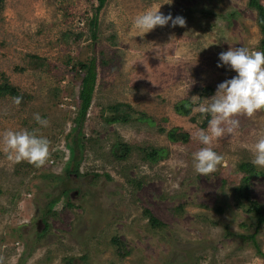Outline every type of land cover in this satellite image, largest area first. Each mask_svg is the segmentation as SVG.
Returning a JSON list of instances; mask_svg holds the SVG:
<instances>
[{"label": "rangeland", "instance_id": "374dc122", "mask_svg": "<svg viewBox=\"0 0 264 264\" xmlns=\"http://www.w3.org/2000/svg\"><path fill=\"white\" fill-rule=\"evenodd\" d=\"M248 2L106 0L98 9L99 0H4L0 83L6 76L19 92L0 96L5 264H66L67 258L73 264H264L246 237L255 234L264 254V225L257 228L256 219L237 205L234 190L243 176L238 164L252 160L250 149L264 136V111L237 117L236 133L213 142L223 157L216 172L197 174L192 155L204 147L195 133L208 129L193 119L199 106L210 104L218 85L238 75L219 54L240 47L260 51L257 11ZM158 9L183 17L186 25L169 21L137 35L136 17ZM93 58L94 94L82 128L74 129L81 79L72 63ZM188 99L191 114L182 116L176 107ZM116 103L130 104L141 115L109 123L106 107ZM35 114L48 126L38 124ZM173 126L188 131L191 141L172 143L161 129ZM6 130L46 137L48 164L10 161L3 150ZM79 131L84 146L79 175L67 174L74 168L68 144ZM117 141L164 147L167 155L151 164L133 149L119 161L112 154ZM250 191L264 203V174L253 178ZM49 208L55 214L47 216ZM145 210L165 226H151Z\"/></svg>", "mask_w": 264, "mask_h": 264}, {"label": "clouds", "instance_id": "9594fccd", "mask_svg": "<svg viewBox=\"0 0 264 264\" xmlns=\"http://www.w3.org/2000/svg\"><path fill=\"white\" fill-rule=\"evenodd\" d=\"M172 0H168L171 3ZM169 21L172 26L184 27L186 20L177 16H165L158 10H148L138 15L134 21L138 29L137 35L143 36L157 26H166ZM224 65H230L238 75L218 85L211 103L200 105V113L210 115L207 131L198 130L194 139L199 140L204 147L194 152V170L197 174L208 176L218 170L223 157L213 150V142L227 134H235L240 126L237 117L253 118L257 112L264 111V51H250L247 47L230 49L219 54ZM152 80V79H151ZM152 83L155 82L152 80ZM22 97H15L14 103L19 105ZM34 119L42 127L48 126V121L35 114ZM4 152L14 163L28 162L36 168L46 166L52 155L50 141L43 136H37L29 131L6 130L3 134ZM250 151L253 154L251 163L264 168V136L259 138ZM0 264H5L0 256Z\"/></svg>", "mask_w": 264, "mask_h": 264}, {"label": "trees", "instance_id": "16d2710c", "mask_svg": "<svg viewBox=\"0 0 264 264\" xmlns=\"http://www.w3.org/2000/svg\"><path fill=\"white\" fill-rule=\"evenodd\" d=\"M106 3V0H99L98 9L102 8L104 4ZM249 6L251 8H254L257 11V23L259 25V29L262 33V38L260 40L259 48L260 51H264V5L262 4L261 0H249L248 2ZM4 6V0H0V11L2 10ZM91 27H95L97 25V16L91 19L90 21ZM70 63V62H69ZM68 63V64H69ZM74 69H78V74L80 77V89H79V109L77 113V117L75 118L77 125H75V128L79 126V128H82V123L85 121V118L87 116L89 107L91 105L92 97L94 94L95 89V83H96V60L88 59V60H74L72 63ZM103 64H106L105 61H103ZM5 81L0 83V96L10 95V96H17L19 94L17 88L15 86H12L9 79L4 76ZM176 111L182 115V116H189L192 111V102L188 99L187 101L184 100L182 103H180L176 107ZM135 111H131L130 104L127 103H116V104H109L106 107V120L109 123H124L129 122L130 119L134 118L135 116L138 117L141 114L134 113ZM135 115V116H134ZM199 115V116H198ZM196 117L193 119L195 121H198L200 125L203 128L208 127V121L210 119V115H206L203 113H199ZM205 116L204 119L200 120L198 117ZM161 131L166 132L169 140L174 144H187L191 141V135L188 131H186L182 127L173 126L170 129H161ZM81 136L82 132L79 131L76 135V138H74L69 144L68 147L71 150V158L70 161L74 164V168L68 169L67 174L75 173L76 175H79V167L82 161L81 158H78V156L83 151V144L81 143ZM133 149H138L142 153V158L145 161L150 162L151 164H156L160 161H162L165 156L167 155V149L164 147H142V146H134L130 145L127 142L123 141H117L113 148H112V154L114 157L119 161H125L128 159V156L130 155V152ZM77 151H80L77 153ZM238 169L240 172L243 173L242 179L240 181V184L237 185L235 190V197H237V205L239 207H242L245 212L252 215L256 219L257 228L264 225V203L255 200L251 195V185L253 178L261 176L264 174V168H258L254 166L251 161H243L238 164ZM108 178H110L107 175ZM141 183L137 182V185L139 186ZM69 192V190H65L64 193ZM59 198H55L52 200V205L57 203L59 201ZM218 212H222L223 208L218 207ZM47 216L49 214H55L53 212L52 208H49L46 211ZM145 215H147L149 219V223L153 227H163L165 226L164 223H162L158 218H156L149 210H145ZM46 226L48 224L46 223ZM251 238L253 244L256 246L258 251L262 256H264L263 253L260 251V247L257 243V240L254 235L246 236ZM115 243L119 244V241L115 239ZM123 255L127 254L126 250L122 248ZM66 264H73L72 258H67Z\"/></svg>", "mask_w": 264, "mask_h": 264}, {"label": "flooded vegetation", "instance_id": "af4514ba", "mask_svg": "<svg viewBox=\"0 0 264 264\" xmlns=\"http://www.w3.org/2000/svg\"><path fill=\"white\" fill-rule=\"evenodd\" d=\"M76 194H78V191H76Z\"/></svg>", "mask_w": 264, "mask_h": 264}]
</instances>
